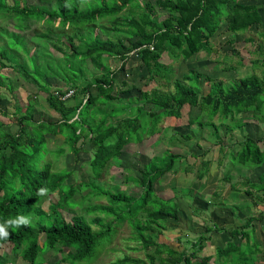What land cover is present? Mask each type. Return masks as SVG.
Here are the masks:
<instances>
[{
  "label": "trees",
  "instance_id": "obj_1",
  "mask_svg": "<svg viewBox=\"0 0 264 264\" xmlns=\"http://www.w3.org/2000/svg\"><path fill=\"white\" fill-rule=\"evenodd\" d=\"M53 2V7H49L27 5L20 0H12L10 5L0 0V20H10L13 24L11 30L6 26L0 28V40H4L0 44V87L4 86L2 71L15 64L22 65L26 76L46 94L48 107L59 116L57 121L35 120L29 104L24 111L17 107L12 114L11 123L17 127L16 132L6 131L0 122V223L6 224L20 215L30 217L27 226L7 227L9 237L0 238V264L11 261L5 245L11 247L12 258L20 257L29 264H42L38 262L40 258L57 246L59 251L74 250L63 252L64 261L87 262L99 240L109 237L111 243L124 223L130 227L131 238L140 246L145 258L124 256L109 264H208L215 254L224 264H264V261H254L260 246L254 251H245L255 245L249 232H253V228L249 229L253 216L242 229L229 231L230 240L222 247L217 246L210 255L204 254L210 237L203 234L183 251L156 241L164 224L177 220L180 211L173 200L162 199L154 191V184L181 158L170 149L144 166L140 172L141 194L137 197L105 191L96 181L110 161L118 160L125 146L159 135L164 124L176 127L184 120L190 128L211 125L218 132L219 127L229 131L231 126H242L241 123L231 126L226 123L233 122L241 114L251 112L255 118L263 114L264 119V46H258L262 58L256 61L261 65V75L254 73L240 78L230 87L204 79L194 69L177 79L172 66L161 62L164 55L182 62L201 53L210 57L215 54L210 41L221 24L233 35L245 34L262 24L261 6L243 5L238 0H155L153 4L150 0ZM157 9L166 14L162 20L163 15L157 14ZM31 20L37 24L41 22L45 31L34 33L27 40L22 33L29 29ZM246 40L253 41L251 37ZM29 42L34 46L29 47ZM20 53L26 56L27 64L19 63ZM132 53L137 55L140 67L146 71V85L152 82L161 85L162 81L171 83L173 88L140 89L139 97L120 98V94L128 92L127 82L122 81L117 90L115 75L126 68ZM88 60L93 70L100 71L91 75L93 81L86 78ZM110 60L117 61V65L111 67ZM45 72L62 79L67 90L74 91L72 97L82 93L84 99L75 106H67V99L62 100L66 92H53L44 80ZM201 79L209 83L204 94L200 93ZM147 104H151L149 110H146ZM186 109H197L199 113L185 120L183 111ZM49 136L61 137L62 146L48 150ZM177 136L191 139L188 134L173 131L170 140L177 142ZM86 144L92 148L89 162L92 177L87 184H66L71 171H53L52 158L66 152L78 155L86 151ZM227 149L224 148V153L229 154L230 163L236 161L242 167L264 166V147L249 137L238 144L237 151L228 152ZM52 153L57 155L53 157ZM200 167L206 173L210 162L202 160ZM200 171H197V178L204 176ZM244 185V193L255 198L254 205L263 203L264 180H246ZM83 188L89 189L88 195L83 196L86 207H82L83 202L73 200ZM39 189H46V193L37 195ZM46 196L56 197L47 212L37 206ZM93 197L105 198L107 205L92 204ZM76 206L85 213L80 211L69 221L64 219L61 210H72ZM90 214L95 217L87 220L85 216ZM109 216L114 219L108 220L103 227V220ZM258 216L264 219V212ZM94 225L100 229L92 230ZM210 231L208 228L207 232Z\"/></svg>",
  "mask_w": 264,
  "mask_h": 264
},
{
  "label": "rangeland",
  "instance_id": "obj_2",
  "mask_svg": "<svg viewBox=\"0 0 264 264\" xmlns=\"http://www.w3.org/2000/svg\"><path fill=\"white\" fill-rule=\"evenodd\" d=\"M10 5L12 0H6ZM27 5H46L53 7V0H20ZM155 0H150L153 4ZM157 14L163 15L160 20L166 17L165 13L157 9ZM127 13V12H126ZM262 15V13H261ZM12 21L0 20L1 26H6L8 30L12 29ZM45 31L44 25L29 21V29L22 35L29 40L34 33ZM264 21L258 28H252L245 34L233 35L226 29L225 24H221L220 28L211 38V47L215 54L207 57L205 54H198L187 61H176L164 55L161 62L171 65L177 79H181L189 69H194L203 75L204 79H210L222 86L230 87L240 78H245L251 74L261 75V65L256 61L261 60L260 50L258 46H264ZM121 36V35H120ZM252 38L249 42L246 39ZM104 38H106L104 36ZM4 40H0L3 44ZM34 43V42H33ZM35 44V43H34ZM34 45L29 42V47ZM34 50V49H32ZM3 62V61H2ZM20 64H27L26 56L20 53ZM9 66V63H5ZM111 67L117 65V61L110 60ZM86 78L90 81L91 75L98 74L100 71L93 70L91 61L86 62ZM29 71V67H27ZM92 72V73H90ZM4 75V86L0 87V122L4 124L5 130L11 133L17 131V127L12 125L11 119L17 107L25 110L26 106L31 104L34 112L35 120L57 121L59 116L51 110L46 102V94L42 92L34 83L31 77L26 76L22 65L15 64L2 71ZM45 82L50 84L53 92L60 91L73 93L67 90V86L62 79L54 77L49 72H45ZM117 90L120 89L122 81L127 82L128 92L120 94V98L139 97V90L150 91L156 86L161 90H171L172 84L160 82H152L146 85V71L141 66L136 54L132 53L127 61L126 68L118 71L115 75ZM200 93L204 94L208 90V82L201 79ZM264 81V79H263ZM93 93L95 89L91 90ZM82 99V93H76L67 98V106H75ZM151 108V104L146 105V110ZM5 112L7 115H3ZM199 111L197 109H186L183 111V119L195 118ZM263 115V114H262ZM255 118L251 112L238 115L233 122L227 121L228 125L241 123L240 127L231 126L229 131H225L224 127H219L218 132L211 125L198 127L196 125L186 126L185 121L173 125L164 124V129L158 135L149 138H143L139 143H131L125 146L118 160L110 161L103 170L101 176L97 178L99 186L105 191L113 194L125 193L133 197L141 194L140 172L144 166L155 156H160L166 149H170L173 153L181 156L180 160L174 165L172 170L166 173L158 182L154 184V191L157 196L162 199H170L179 207L177 220H168L164 224L162 233L158 235L156 241L160 244L168 246L176 251L186 250L190 246V242L200 234L205 237L209 236L210 240L206 242L204 254H213L217 246H224L230 240L228 232L234 229H242L246 225L249 217L254 219L249 226L253 228L250 232L251 249L245 250L251 252L259 249L260 253L255 256V262L264 261V219H260L258 214L264 212V200L259 205H254L255 198L244 193L246 180L260 182L264 180V166L260 167H242L236 161L230 163L229 154L224 153V148H228V152L237 151L238 144L246 137L259 143L260 147H264V119L263 116ZM205 120V117L203 118ZM214 122L218 124L217 118ZM173 131L181 134H188L191 139L186 140L183 136H177V142L171 141ZM47 149L54 151L63 144L61 137H48ZM221 142V144L217 143ZM223 146V149L220 147ZM86 151L80 152L78 155L66 152L56 158H52V170L60 171L66 169L71 171L70 177L66 184L88 183L92 177L89 162L92 159V148L89 144L84 146ZM208 150V151H206ZM207 152L203 156L204 152ZM50 155L56 156V153ZM209 161L210 167L208 172L200 167L201 161ZM204 175L197 178V171ZM233 186V189H231ZM88 188H83L80 193L74 195L75 202H83L82 207H86L85 199ZM56 202V197H44L38 201L37 206L47 212L49 204ZM92 204L107 205V201L103 197H93ZM80 206L74 207L72 210H61L64 219L70 220L74 215L79 214ZM82 212V211H81ZM85 212H82L84 214ZM85 216V215H83ZM98 216V215H97ZM95 217L93 214L85 216L87 220ZM102 214H100V218ZM102 226L106 227L108 220L114 217H105ZM111 219V221H112ZM1 224V223H0ZM212 231L207 232V229ZM100 227L92 226V230L97 231ZM216 229L222 230L217 232ZM36 230V229H35ZM207 232V233H206ZM42 236V235H41ZM40 238L42 239V237ZM109 237L100 239L97 247L88 257L89 261L81 263H72L64 261V253H72L73 249H64L59 251V247L47 250L38 262L42 264H53L56 261L61 264H109L115 262L122 257L127 256L130 259H144V252L140 250V246L131 238V229L124 223L119 228L110 243ZM5 251L8 252L11 261L5 264H29L24 262L20 257L12 258L11 247L5 245ZM244 251V252H245ZM100 252V253H99ZM1 253V250H0ZM249 255V254H248ZM212 260L208 264H224L222 258L213 255ZM254 258H251L252 260ZM157 263V260H155ZM227 264H231L228 262ZM255 264V263H253Z\"/></svg>",
  "mask_w": 264,
  "mask_h": 264
},
{
  "label": "clouds",
  "instance_id": "obj_3",
  "mask_svg": "<svg viewBox=\"0 0 264 264\" xmlns=\"http://www.w3.org/2000/svg\"><path fill=\"white\" fill-rule=\"evenodd\" d=\"M46 193V189H39L37 195H43ZM30 224V217L23 215L18 216L15 219H9L6 224H0V238L7 239L10 233L7 231V227H19L21 225L27 226Z\"/></svg>",
  "mask_w": 264,
  "mask_h": 264
},
{
  "label": "crops",
  "instance_id": "obj_4",
  "mask_svg": "<svg viewBox=\"0 0 264 264\" xmlns=\"http://www.w3.org/2000/svg\"><path fill=\"white\" fill-rule=\"evenodd\" d=\"M239 3L245 5V4H256L261 6V13H262V20L264 21V6H262L263 0H238Z\"/></svg>",
  "mask_w": 264,
  "mask_h": 264
},
{
  "label": "built area",
  "instance_id": "obj_5",
  "mask_svg": "<svg viewBox=\"0 0 264 264\" xmlns=\"http://www.w3.org/2000/svg\"><path fill=\"white\" fill-rule=\"evenodd\" d=\"M71 95H72V93L65 94V96L62 98V100L69 98Z\"/></svg>",
  "mask_w": 264,
  "mask_h": 264
}]
</instances>
